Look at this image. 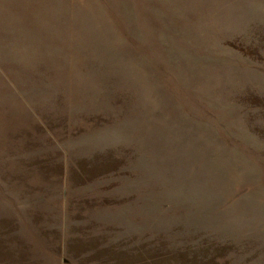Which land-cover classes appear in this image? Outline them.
Listing matches in <instances>:
<instances>
[{"label": "rangeland", "instance_id": "374dc122", "mask_svg": "<svg viewBox=\"0 0 264 264\" xmlns=\"http://www.w3.org/2000/svg\"><path fill=\"white\" fill-rule=\"evenodd\" d=\"M0 264H264V0H0Z\"/></svg>", "mask_w": 264, "mask_h": 264}]
</instances>
